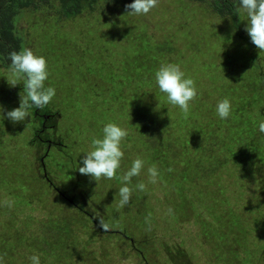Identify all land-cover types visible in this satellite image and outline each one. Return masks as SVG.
<instances>
[{
    "label": "rangeland",
    "instance_id": "374dc122",
    "mask_svg": "<svg viewBox=\"0 0 264 264\" xmlns=\"http://www.w3.org/2000/svg\"><path fill=\"white\" fill-rule=\"evenodd\" d=\"M206 8L187 0H159L158 5L146 15H129L125 9L116 8L113 11L110 7L105 8L107 13L97 8L84 10L71 21H57L55 16H49L50 20H47L44 19L45 14L40 12L36 15L27 12L22 14L19 27L23 32L25 47L46 58L49 77L45 86L53 87L56 92L43 109L58 111L60 119L57 128L45 133L48 138L56 137L66 146L63 154L56 149L51 150L44 164L50 175L48 178L64 200L78 208L85 207L94 216L93 221L90 219L91 222L85 223L83 217L74 212L75 217L71 218L70 225L67 217L62 215L67 214L68 209L64 200L53 194L51 199L45 198L29 182V178L37 175L40 151L39 145L29 143L38 125L34 121V112L30 110L28 118L21 123L13 124L7 119L0 121V165L11 163V170L0 166V179L18 183L30 197L43 200L48 210L57 208L56 219L60 226L64 228L69 225L67 229H72L68 244L60 247V240L54 237L57 232H49L50 235L46 228L47 232L43 234L37 229L48 212L42 210L41 206L30 207L31 210L27 208L25 211L22 208L18 212L17 204L0 187V255L4 257L3 264H32L29 259L32 255L39 256L40 264H143L136 249L145 254L152 251L159 264H168V255L162 249L163 243L171 248H185L193 256L194 264H210L216 255L220 257L219 264H258L264 232H261L257 223L250 221L249 229L245 230L246 237L240 238L237 243H234L227 229L218 231V235H225L221 240L203 238L204 244L197 237V226L195 233L187 230L193 215L188 203L191 200L194 201L192 204H198L195 211L198 212V218L202 213L205 223H209V228L212 227V219L207 215V210L212 213L213 207L210 201L212 194L209 192V189L214 190L212 185L205 186L201 182L194 186L195 180L186 183L178 179L177 168H171L172 176L166 174L176 179L171 187L160 176L156 183L149 182L148 168L153 164L157 169L161 167L160 162L152 161V156H156L159 149L171 145L181 151L182 146L181 152L192 156L199 150L195 144L182 142L187 138L179 129L185 125L175 120L174 114L168 115L161 108L152 106V116L147 117L145 102L140 99L139 104H134L131 98L137 89L151 90L150 86L145 87L147 80L140 74L138 80H134V70L138 65L144 69L145 60L148 66L154 64L152 68H147V76L155 75L161 63H175L190 68L185 74L195 81L196 86L199 84L200 89L193 102L203 101L202 96L206 95L207 90L211 92V88L221 86L229 97L239 103L237 91L226 88L238 86L240 91L245 92L241 85L249 86L257 80V87L263 90L261 94L264 95V52L251 43L245 31L248 18L245 22L242 20L240 23L239 20L232 24ZM236 32L244 39L235 36ZM242 73L249 77L255 76V79L241 80ZM10 80L9 70L0 67V105L9 111L18 107L20 96L25 95L23 82L13 87ZM139 91L135 92L138 97H142ZM146 97L150 99L149 92ZM208 98L206 95L204 99ZM195 109L197 104L192 105V112ZM198 112L203 114L204 109ZM146 118L147 122L137 121ZM109 122L128 131V136L122 142L124 157L117 176L129 170L137 157L145 162L140 175L132 178L131 199L123 208L119 207V189L123 186L120 179L93 180L78 171V167L82 166L80 159L91 150L92 139L102 138V129ZM152 123L156 127H149ZM163 130L169 132L162 136ZM186 153H172L169 162L178 160L181 164L180 176L188 179L194 175V170L193 159ZM254 158L252 163L255 164L246 167L245 171L258 184L255 190L250 188L244 193L234 206L236 212L243 208L242 200L245 199H251L253 204L260 202L264 206V185L259 182L264 181V160L257 156ZM5 170L8 173L2 176ZM10 172L16 174L15 178L10 177ZM223 182L230 191H237L231 181L224 178ZM139 183L146 185L144 191L135 188ZM2 185L6 188V184ZM220 187L218 193L221 196L224 187ZM44 189L47 191L45 185ZM249 191L250 195L246 197ZM256 191L260 192L262 198ZM178 193L186 196L182 197ZM199 195H203V199ZM169 208L173 210L172 214H168ZM183 212L188 216L183 218ZM149 216L150 225L145 222ZM26 218H32L30 229L23 227L26 232L19 235L22 227L20 221ZM100 218L111 225L109 231L115 234L97 228ZM9 221L11 233L3 237V227L5 229ZM124 233L130 241L122 238L121 234ZM132 241L135 249L131 245ZM232 251L238 253L230 254ZM148 256L152 257L153 254Z\"/></svg>",
    "mask_w": 264,
    "mask_h": 264
},
{
    "label": "trees",
    "instance_id": "16d2710c",
    "mask_svg": "<svg viewBox=\"0 0 264 264\" xmlns=\"http://www.w3.org/2000/svg\"><path fill=\"white\" fill-rule=\"evenodd\" d=\"M187 1L195 2L200 5L206 6L207 8H210L211 11L214 14H217L218 17L228 19L232 24L238 23L239 20L240 23L242 22V20L243 22H245V20L247 19L246 14L242 13V11L240 10L239 0ZM132 2L133 0H0V67L9 70L11 63L9 53L11 51H20L25 48V41L24 37L22 36L23 32L19 27V21L22 18V14L25 12L35 15L38 12L44 13V19L47 20H50L49 16H55L54 18L57 21H71L70 19L76 18L84 10L92 11L94 10V8H97L102 10V13H107L108 11H105L106 7H110L111 9H113V11L116 8L125 9V6ZM246 21L248 22V19ZM235 36L242 40L244 39V37H242L238 32L235 33ZM252 61L254 62L255 60L252 58ZM145 64L146 67L144 69H142L140 65H138L134 70V80H138L137 77L138 74H140L141 77H145L147 80L145 87L150 86L151 90H135L139 91L142 97H140V95L138 97L136 92L134 91L131 95L133 103L139 104L141 102L140 99H142L148 108L147 117L152 116V114H150L152 106L161 108L165 112H168V115L174 114V119L180 120L185 125L184 127H181L179 129L180 133L185 135L187 138L182 142H190L192 144H195L196 149L199 150V152L195 153V156H192L189 153L181 152L183 150L182 146H180L181 151L174 149L171 145L166 149H159L157 155L152 156L153 163H161V167L158 168L161 173V175L159 176L167 183V185H170L171 187L175 184L176 179L174 177H167V175L172 176V172L169 171V169L177 168L178 179H182L186 183H190L195 180L194 186L200 185V183L203 182L205 186L212 185L214 187V190L209 189V192L212 194V197L210 198V201L213 204V207H211L212 213H210L207 208L204 207L205 210H207L208 217L212 219V227L209 228V223H205V218H202L201 215L202 213L198 218V212L195 213V211L198 209L196 208V205L198 204H192L193 200H191L188 203L193 209V215L192 220H190V225L187 226V230H193L195 233V228L197 226V237H199V242L201 244H204L203 238L210 237L213 239L219 238L221 240L225 237V235H218V231L224 229L228 230L229 234L233 236L234 243L235 241L237 243L240 238L243 239L246 237L245 230L249 229L248 224L250 223V221H252V223H257L261 232H264V206L260 202L253 204L251 199H245L242 200L244 202L243 208H240L239 212H236L234 208V206L237 205L238 201L242 198L244 193L250 188L255 190V186L258 184V182H254L253 177H251L250 174L245 171V168L249 167L251 164H255L252 163L255 159V156L260 157L262 160H264V133H261L259 131V124L264 121V95L261 94L263 90H259L257 87L258 80L254 84L249 86L241 85L242 89H245V92L240 91L238 86L226 88H231L232 90L237 91V94L240 97L239 103L229 97V95L223 90L221 86H217L214 89L211 88V92L207 90L206 95L210 98L204 99L206 97L205 95L202 96L203 101L201 102L192 101L190 112L187 117H185L178 106H174L168 103L166 95L160 92L155 81V75L149 74L147 76V72L149 71L148 69L152 68L154 64H150L148 66L147 60H145ZM253 68L255 69V67ZM138 69H140V71ZM181 69L182 71L186 72L190 68L182 66ZM230 74L231 76H233V73ZM243 78H247L251 81L255 79V76L249 77L248 75L242 73L241 80ZM196 88L198 92H200L199 84L196 86ZM148 92L151 96L150 99H146L147 97H149V95H147L146 97V94H148ZM224 98H228L232 105L231 115L227 119H221L216 112L217 103ZM195 104H197V109H195V112H192V105ZM240 104H242L243 106H240ZM166 108H169V110L166 111ZM199 109H204V113L200 114L198 112ZM30 110L35 114L34 121L38 122L37 128L39 129L35 128L34 130L37 129V131L33 130V135L29 143L39 145L40 151L37 158V175L33 176L32 179L29 178L28 180L33 186L35 185L40 190L45 198L51 199V194H53L63 201L64 198L62 194L57 191L53 183H51V181L49 180L48 177L50 175L49 173L47 174L46 166H44L45 161L48 159V156L52 149H56L62 154L64 153L63 150L66 149V146L63 142L59 141L56 137L48 138L45 133L48 130L57 128L58 120L60 119L59 112L56 110L54 112H49L44 109L36 108ZM41 113L47 115L53 113L55 115L54 118L49 119L46 122V128H44L43 131H39L42 129V121L40 119ZM138 117L139 116H136V118ZM154 119L155 120L153 122L154 124H156V118ZM132 121L135 122L134 119ZM137 121L147 122V118L144 120L137 119ZM154 124L152 123V125L149 127H156ZM152 132L153 130L151 129L150 133ZM168 132V130H163L162 136L164 135L163 133ZM254 136L256 137L255 139ZM48 139L52 141V145L49 149L47 148L46 142ZM252 139H254L253 142L251 141ZM157 141L159 142L161 140L157 139ZM172 153H175V155L186 153L189 158L193 159L192 169L194 170V175L190 177L191 179L180 176L179 169L181 168V164L178 160L169 162ZM0 166L4 167V169L7 168L11 170L10 162L7 165ZM160 168H162L163 171ZM7 173L8 172L5 170L2 176ZM10 174H8L10 175V177L15 178L14 176H16V174L14 172H10ZM35 178L40 179L41 182L36 181ZM224 178H226V180L228 181H231L232 185L236 187L237 191L232 192L225 185H223ZM169 180L171 182H169ZM219 180H221L222 182H220ZM259 182L264 185L263 180ZM2 184H6V188ZM44 185L47 191L44 189ZM221 185L224 187V190L221 191L220 196L218 192L220 191ZM0 187L4 188L8 196L12 198L13 202L17 204L19 208L18 212H21L22 208L23 211H25L27 208L30 209V207L38 208V206H41V209L48 212V214L46 215V219L40 222V225L37 229H39L41 232L43 231V234L47 232L46 228L48 229L47 233L51 232L52 234H55L53 232H57L54 237L60 240V247L66 246V244H68L67 240L68 237L72 235V229H67L69 225L64 228L60 226L58 220L56 219L57 208L48 210L46 207H44L43 200L30 197L31 195L26 194L25 189L23 187H19L18 183L3 181L2 179H0ZM251 191L247 193L246 197L250 195ZM256 192L258 196L261 197L260 192ZM178 194L180 195L181 193ZM180 196L183 197L186 195L182 194ZM199 196L201 199H203V195ZM64 201L63 203L68 209L67 214L62 213V215L63 217H67L70 225L71 218L75 217V215L73 214L74 212L80 214L83 217L85 223H89L91 222V220L93 221V212L86 209L85 207L78 208L76 205L68 201H66L65 203ZM182 215L184 216L183 218L188 216V214L185 212H183ZM11 221H9L5 225V229L3 227V237H7V235L11 233V230L9 228ZM27 221H30V223L28 224ZM31 221L32 218H26L25 220L20 221L22 227L19 229V235H22L26 232L24 228L30 229L29 226L31 225ZM97 228L103 231L99 227ZM228 232H226V235L228 234ZM105 233L115 234V232L113 231H106ZM243 233H245L244 236L238 237ZM121 236L122 238L128 239L130 241L125 233L121 234ZM132 242L133 243H131V245L135 249V243L134 241ZM55 246L57 247V245ZM162 249H164L163 252L167 253V255L169 256V258L167 256V259L169 261L168 264H194L193 256H191L190 253H188L186 249L181 246L177 248H171L168 247L166 243H163ZM136 251L143 264H159L158 261L155 260L154 252L146 251V253H148L145 254L142 250L136 249ZM237 253V251H232L230 254ZM150 254H153V256L149 257L148 255ZM257 259L259 260L258 264H264V244ZM219 262L220 257L216 255V259L212 260V262L210 261V264H219Z\"/></svg>",
    "mask_w": 264,
    "mask_h": 264
},
{
    "label": "clouds",
    "instance_id": "9594fccd",
    "mask_svg": "<svg viewBox=\"0 0 264 264\" xmlns=\"http://www.w3.org/2000/svg\"><path fill=\"white\" fill-rule=\"evenodd\" d=\"M159 0H133L125 6L129 15H146L156 7ZM240 10L246 14L248 23L245 31L250 37L251 43L264 52V0H239ZM10 58V83L15 87L23 82L24 96H20L19 106L12 110H6L0 105V121L7 119L13 124L25 121L30 115V109H43L54 98L56 92L53 87H46L45 81L49 77L47 60L42 55H37L31 48L25 47L20 51H11ZM155 81L161 93L165 94L168 103L178 106L185 117L190 112L191 102L197 97L198 90L195 81L187 78L179 64L161 63L155 72ZM217 115L221 119H227L232 112V105L228 98L217 103ZM259 131L264 133V121L259 124ZM102 138H93L91 150L79 161L82 165L78 167L81 175L90 176L93 180L120 179L123 186L119 189V207L123 208L129 204L133 187L132 178L140 175L144 168V160L137 157L129 170L122 176H117L121 168V161L124 157L122 142L128 136L126 128L116 123L109 122L102 129ZM149 182L156 183L159 171L155 164L148 168ZM171 171V169H169ZM135 188L144 191L146 185L139 183ZM173 210L168 209V214ZM146 223L150 225V216L146 217ZM98 227L103 231H109L111 225L98 219ZM4 257L0 255V264H3ZM32 264H40L38 255L29 258Z\"/></svg>",
    "mask_w": 264,
    "mask_h": 264
},
{
    "label": "flooded vegetation",
    "instance_id": "af4514ba",
    "mask_svg": "<svg viewBox=\"0 0 264 264\" xmlns=\"http://www.w3.org/2000/svg\"><path fill=\"white\" fill-rule=\"evenodd\" d=\"M40 116H41V121H42V123H41V126H42V129L41 130H39V131H43V129L44 128H46V122L49 120V119H52V118H54L55 117V115L53 114V113H50V114H44V113H41L40 114ZM51 126V125H50ZM54 128V127H53ZM47 142V148L49 149L50 147H51V145H52V141H50L49 139L46 141ZM47 149V150H48Z\"/></svg>",
    "mask_w": 264,
    "mask_h": 264
}]
</instances>
